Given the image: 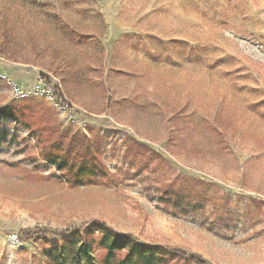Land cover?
<instances>
[{
	"label": "rangeland",
	"instance_id": "1",
	"mask_svg": "<svg viewBox=\"0 0 264 264\" xmlns=\"http://www.w3.org/2000/svg\"><path fill=\"white\" fill-rule=\"evenodd\" d=\"M0 71L70 110L0 84V264H104L105 231L161 264H264V0H0ZM8 108L46 120L83 181Z\"/></svg>",
	"mask_w": 264,
	"mask_h": 264
},
{
	"label": "trees",
	"instance_id": "2",
	"mask_svg": "<svg viewBox=\"0 0 264 264\" xmlns=\"http://www.w3.org/2000/svg\"><path fill=\"white\" fill-rule=\"evenodd\" d=\"M7 117L13 118L15 121L23 124L27 127L36 137L37 142L41 149V155L44 160L53 164L62 177L70 184L75 185L83 181L82 175L88 170L89 164L83 161H77V157L71 158L70 154L62 149L60 152L53 140L47 142L49 138L45 135L50 129V125H47L46 120H42L40 117L35 116L24 110L18 109H6ZM47 122V123H46ZM45 137V141L43 138ZM91 163V162H90ZM81 226L74 229L67 230H50L42 229L37 233L32 230H23L20 234V240L24 241L28 238H47L55 235H64L73 232H78ZM131 236L129 234L117 233V232H103L96 241L97 247H99V253L101 261L104 264H161L162 258L156 254V251L165 252L161 247H151L148 245H141L131 243ZM89 248L92 249L94 240L89 243ZM166 250V249H165ZM167 251V250H166ZM177 256L194 258L191 253L184 252L182 250L170 251ZM169 254V253H168ZM169 257V256H167ZM90 258V257H89Z\"/></svg>",
	"mask_w": 264,
	"mask_h": 264
},
{
	"label": "built area",
	"instance_id": "3",
	"mask_svg": "<svg viewBox=\"0 0 264 264\" xmlns=\"http://www.w3.org/2000/svg\"><path fill=\"white\" fill-rule=\"evenodd\" d=\"M0 84L10 90L13 98L25 99L30 96L43 97L56 104L60 110L64 112L70 111L68 110L67 104L62 102V97L57 96L55 88L45 77L37 75L30 86L24 87L6 73L0 71Z\"/></svg>",
	"mask_w": 264,
	"mask_h": 264
},
{
	"label": "crops",
	"instance_id": "4",
	"mask_svg": "<svg viewBox=\"0 0 264 264\" xmlns=\"http://www.w3.org/2000/svg\"><path fill=\"white\" fill-rule=\"evenodd\" d=\"M13 79V78H12Z\"/></svg>",
	"mask_w": 264,
	"mask_h": 264
}]
</instances>
